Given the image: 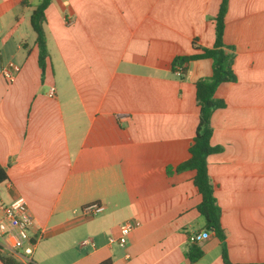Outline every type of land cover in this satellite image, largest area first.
<instances>
[{
  "label": "crops",
  "instance_id": "obj_1",
  "mask_svg": "<svg viewBox=\"0 0 264 264\" xmlns=\"http://www.w3.org/2000/svg\"><path fill=\"white\" fill-rule=\"evenodd\" d=\"M38 1L0 0V67L19 66L10 81L0 73V186L6 201L25 198L29 233L41 234L31 264H227L197 210L194 170L174 169L189 157L195 81L212 60L171 70L200 51L193 41L212 46L220 0H51L43 76L29 20ZM223 42L235 80L215 90L224 106L210 143L221 150L206 168L228 263L264 264V0H228ZM93 202L102 212L77 211ZM127 220L138 224L126 245L109 243ZM192 243L202 255L191 262Z\"/></svg>",
  "mask_w": 264,
  "mask_h": 264
},
{
  "label": "trees",
  "instance_id": "obj_2",
  "mask_svg": "<svg viewBox=\"0 0 264 264\" xmlns=\"http://www.w3.org/2000/svg\"><path fill=\"white\" fill-rule=\"evenodd\" d=\"M51 0H39L30 12V26L35 33V43L38 48L37 61L41 70V76L44 74L48 49L46 37L43 28L45 21V8ZM228 7V0H220L217 13L212 18L214 21V42L211 47H200L193 41V47L200 49L199 52L191 53L185 56H177L171 63V70L181 68L182 77L188 65L184 62L198 58H210L212 60V73L208 77H200L195 81V99L198 106V120L195 128V134L192 143L189 146V157L179 163L174 169L177 171L193 169V184L200 194V201L197 210L205 221L207 230L213 233L221 242L223 260L226 259L225 234L220 224V207L214 196L215 185L212 183L206 168V158L209 154L221 150V146L212 145L210 137L212 134L211 114L214 109L224 106V101L215 96L217 86L226 81H234L235 74L232 70L233 52L232 47L223 42V30L225 25V14ZM183 60L181 63L180 61ZM171 168H167L170 171ZM6 178L4 170L0 168V182ZM187 255L189 260L196 261L201 255L202 250L195 244H190ZM0 262L2 264H25L7 253L0 247Z\"/></svg>",
  "mask_w": 264,
  "mask_h": 264
},
{
  "label": "built area",
  "instance_id": "obj_3",
  "mask_svg": "<svg viewBox=\"0 0 264 264\" xmlns=\"http://www.w3.org/2000/svg\"><path fill=\"white\" fill-rule=\"evenodd\" d=\"M12 71L0 67V73L7 79L12 80L15 72L19 70V66L14 62L8 63ZM175 74H182L181 68H176ZM54 87H50V94H53ZM3 189L0 186V247L7 253L11 254L16 259L25 264H31V255L36 240L41 237H32L29 229L33 223V215L27 205L25 198L17 195L6 201L2 197ZM104 209L101 203L93 202L81 206L77 211L82 215H96ZM138 224L136 221L127 220L119 225L117 236H108V242H116L120 246H125L127 236L131 230ZM209 231L196 232L189 235L191 242H197L207 238ZM89 240H83L82 243H87ZM92 243V242H91Z\"/></svg>",
  "mask_w": 264,
  "mask_h": 264
},
{
  "label": "water",
  "instance_id": "obj_4",
  "mask_svg": "<svg viewBox=\"0 0 264 264\" xmlns=\"http://www.w3.org/2000/svg\"><path fill=\"white\" fill-rule=\"evenodd\" d=\"M180 62L182 63V62H183V60H181ZM186 64H187V62L185 61V62H184V65H186Z\"/></svg>",
  "mask_w": 264,
  "mask_h": 264
}]
</instances>
